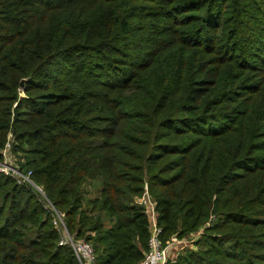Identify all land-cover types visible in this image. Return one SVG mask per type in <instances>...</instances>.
<instances>
[{
	"label": "trees",
	"instance_id": "1",
	"mask_svg": "<svg viewBox=\"0 0 264 264\" xmlns=\"http://www.w3.org/2000/svg\"><path fill=\"white\" fill-rule=\"evenodd\" d=\"M9 138L98 264L144 260L146 186L166 264H264V0H0ZM60 239L0 175V264H79Z\"/></svg>",
	"mask_w": 264,
	"mask_h": 264
},
{
	"label": "built area",
	"instance_id": "2",
	"mask_svg": "<svg viewBox=\"0 0 264 264\" xmlns=\"http://www.w3.org/2000/svg\"><path fill=\"white\" fill-rule=\"evenodd\" d=\"M12 144L9 138L5 148L2 150L3 159L0 161V175L13 178L18 185L30 186L36 194L45 203L46 208L53 215V225L60 232V246H70L75 254L79 264H98L97 256L92 245L84 240H76L68 231L65 222V215L58 211L55 206L47 198L44 189L38 186L32 180V172H24L16 163V159L11 153ZM138 204L145 208L150 223L149 250L144 260L140 264H166L168 261V247L162 242V228L158 225L157 212L155 203L153 202L146 186L145 193L138 198ZM210 224L207 223L206 227ZM204 229L198 232L189 240H183L176 243L178 247L189 246L194 240L199 238Z\"/></svg>",
	"mask_w": 264,
	"mask_h": 264
},
{
	"label": "water",
	"instance_id": "3",
	"mask_svg": "<svg viewBox=\"0 0 264 264\" xmlns=\"http://www.w3.org/2000/svg\"><path fill=\"white\" fill-rule=\"evenodd\" d=\"M24 84H25V81H22V82H21V87H22V88L24 87ZM173 239H176V236H174Z\"/></svg>",
	"mask_w": 264,
	"mask_h": 264
}]
</instances>
